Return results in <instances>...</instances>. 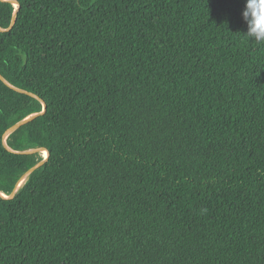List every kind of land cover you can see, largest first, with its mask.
I'll return each mask as SVG.
<instances>
[{
  "label": "trees",
  "instance_id": "16d2710c",
  "mask_svg": "<svg viewBox=\"0 0 264 264\" xmlns=\"http://www.w3.org/2000/svg\"><path fill=\"white\" fill-rule=\"evenodd\" d=\"M17 1L0 73L47 110L6 147L49 158L0 196V264H264V44L244 0ZM41 111L0 81L4 195L43 154L2 134Z\"/></svg>",
  "mask_w": 264,
  "mask_h": 264
},
{
  "label": "water",
  "instance_id": "95a60500",
  "mask_svg": "<svg viewBox=\"0 0 264 264\" xmlns=\"http://www.w3.org/2000/svg\"><path fill=\"white\" fill-rule=\"evenodd\" d=\"M5 3H14L15 4V8L13 10V13H12V17H11V22H10V25L3 29L0 27V31L2 32H7L9 31L12 26L14 25L15 23V20H16V14H17V9L19 7V2L17 0H4V1H0V4H5ZM0 81L2 82V84L14 95L18 96V97H21V98H37L41 103H42V111L39 113V114H31L21 120H19L18 122H16L15 124H13L11 127H9L3 134H2V137H1V144L5 147V149L10 152V153H20V154H28V153H38L40 151H43L45 153L44 157H42V160L32 166H30L22 175L21 177L16 181V183L14 184L12 190L10 191V193L8 195H4L2 193H0V196L2 198H10L12 197L15 192L19 189V187L23 184V182L25 181V179L27 178V176L32 172L34 171L35 169L39 168V167H42L44 166L45 164L48 163V158H49V153L48 151L45 149V148H27V149H21V150H18V151H13L9 148L6 147V137L8 136V134H10L11 132L15 131L17 128H19L20 126L24 125L25 123L33 120L34 118L36 117H40V116H43L47 110V107H46V104L45 102L38 96H32V95H20L18 93H16L14 91L15 87L11 86L7 81L6 79L1 75L0 73Z\"/></svg>",
  "mask_w": 264,
  "mask_h": 264
},
{
  "label": "clouds",
  "instance_id": "9594fccd",
  "mask_svg": "<svg viewBox=\"0 0 264 264\" xmlns=\"http://www.w3.org/2000/svg\"><path fill=\"white\" fill-rule=\"evenodd\" d=\"M240 15L247 26L244 35L257 45L264 44V0H244Z\"/></svg>",
  "mask_w": 264,
  "mask_h": 264
},
{
  "label": "bare ground",
  "instance_id": "6f19581e",
  "mask_svg": "<svg viewBox=\"0 0 264 264\" xmlns=\"http://www.w3.org/2000/svg\"><path fill=\"white\" fill-rule=\"evenodd\" d=\"M15 90H17V91H19V92H22V93H25V94H27V92H25L24 90H22V89H18V88H15ZM41 152V151H40ZM42 154H43V156L42 157H44V155H45V153L42 151Z\"/></svg>",
  "mask_w": 264,
  "mask_h": 264
},
{
  "label": "rangeland",
  "instance_id": "374dc122",
  "mask_svg": "<svg viewBox=\"0 0 264 264\" xmlns=\"http://www.w3.org/2000/svg\"><path fill=\"white\" fill-rule=\"evenodd\" d=\"M42 156V155H41Z\"/></svg>",
  "mask_w": 264,
  "mask_h": 264
}]
</instances>
